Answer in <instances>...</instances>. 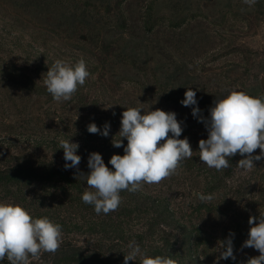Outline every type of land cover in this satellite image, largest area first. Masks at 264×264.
I'll return each instance as SVG.
<instances>
[{
	"label": "rangeland",
	"instance_id": "374dc122",
	"mask_svg": "<svg viewBox=\"0 0 264 264\" xmlns=\"http://www.w3.org/2000/svg\"><path fill=\"white\" fill-rule=\"evenodd\" d=\"M80 58L90 75L71 100L38 93L47 92L43 80L57 59ZM187 88L196 91L197 105L180 103ZM233 89L264 98V0H0V170L17 163L64 167L61 140L79 144L80 164L92 152L124 151L112 140L120 139L127 108L175 112L179 138L194 151L161 183L122 191L109 214L45 200L37 186L21 192L2 184L0 203L61 225L60 247L86 256L85 264H124L133 241L151 257L217 264L230 232L236 260L219 264H246L259 255L241 246L249 217L258 222L264 214V159L249 171L236 166L241 156L222 171L207 167L198 142L208 133L192 115L198 106L208 117L214 100ZM90 123L101 130L110 124L109 135L89 133ZM200 194L214 198L202 203ZM51 254L32 264H54Z\"/></svg>",
	"mask_w": 264,
	"mask_h": 264
},
{
	"label": "clouds",
	"instance_id": "9594fccd",
	"mask_svg": "<svg viewBox=\"0 0 264 264\" xmlns=\"http://www.w3.org/2000/svg\"><path fill=\"white\" fill-rule=\"evenodd\" d=\"M243 2L252 6L256 0ZM89 75L83 58L74 64L57 59L47 71L43 83L56 102L68 101ZM180 103L185 107L197 105L196 91L187 88ZM192 115L205 125L208 133L207 139L198 142L199 159L207 167L222 171L231 166L229 161L233 157L239 155L243 158L236 166L249 171L256 167L254 161L264 159V98L233 89L223 98L214 100L208 117L201 114L198 106L192 107ZM120 123L117 133L120 139L112 140V144L116 148L123 147L124 155L114 154L110 158L114 171L105 165L101 154L92 152L88 157L91 171L87 175L81 174L86 176L90 189L82 194V201L93 205L97 214L117 210L122 191L136 192L145 183L159 184L176 174L181 162L191 159L194 154L188 138H179L183 128L175 112L157 108L142 114L139 108H127L122 112ZM87 131L107 137L110 124L105 123L101 130L95 123H90ZM125 138L126 146L123 144ZM60 148L64 152V168L78 169L81 163V156L76 154L79 144L61 140ZM257 149L260 154L254 155ZM213 198L211 194L199 196L202 203ZM248 224V238L241 250L252 248L259 255L249 257L246 264H264V214H260L258 222L257 217L250 216ZM234 235L230 232L228 238L220 242L217 264L220 259L236 260ZM62 243L61 225L47 217L34 219L20 205L0 203V261L7 259L9 264H32L44 253L57 252ZM128 249L124 264L137 261L138 257L139 264H179L171 257L146 255L135 241L128 244Z\"/></svg>",
	"mask_w": 264,
	"mask_h": 264
},
{
	"label": "trees",
	"instance_id": "16d2710c",
	"mask_svg": "<svg viewBox=\"0 0 264 264\" xmlns=\"http://www.w3.org/2000/svg\"><path fill=\"white\" fill-rule=\"evenodd\" d=\"M39 94H49L46 91H38ZM124 155V151L119 152L116 149H109L104 155L103 161L105 165L110 169L112 165L109 163L110 158L113 155ZM239 155L233 157L230 161H234ZM88 168V161L83 164H79L77 168L65 169L61 166H55L52 163H37V164H24L17 163L11 168L0 170V186L3 184L10 189L20 190L37 186L42 193L45 194V200H56L66 203H74L76 206H85L92 208L94 215L97 213L94 210V206L85 204L82 201V194L86 191V176L90 173ZM83 174V175H81ZM221 186V185H217ZM216 188V185H215ZM52 192V193H51ZM51 194V195H50ZM102 214V213H100ZM51 259L54 264H85L88 260L87 257L78 252H72L71 250H64L60 247L57 252L51 254ZM0 264H9L7 259L0 261Z\"/></svg>",
	"mask_w": 264,
	"mask_h": 264
}]
</instances>
